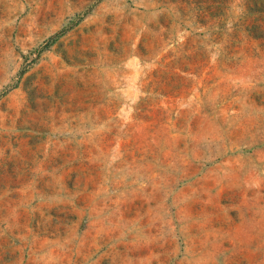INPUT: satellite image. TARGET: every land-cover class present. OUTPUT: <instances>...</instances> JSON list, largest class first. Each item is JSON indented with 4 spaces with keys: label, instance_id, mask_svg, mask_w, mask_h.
<instances>
[{
    "label": "rangeland",
    "instance_id": "374dc122",
    "mask_svg": "<svg viewBox=\"0 0 264 264\" xmlns=\"http://www.w3.org/2000/svg\"><path fill=\"white\" fill-rule=\"evenodd\" d=\"M0 264H264V0H0Z\"/></svg>",
    "mask_w": 264,
    "mask_h": 264
}]
</instances>
